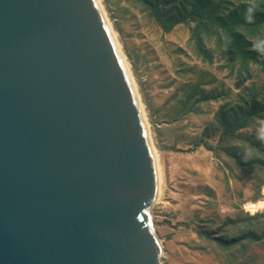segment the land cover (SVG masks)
Segmentation results:
<instances>
[{
	"label": "water",
	"instance_id": "1",
	"mask_svg": "<svg viewBox=\"0 0 264 264\" xmlns=\"http://www.w3.org/2000/svg\"><path fill=\"white\" fill-rule=\"evenodd\" d=\"M158 189L98 0H0V264H165Z\"/></svg>",
	"mask_w": 264,
	"mask_h": 264
},
{
	"label": "rangeland",
	"instance_id": "2",
	"mask_svg": "<svg viewBox=\"0 0 264 264\" xmlns=\"http://www.w3.org/2000/svg\"><path fill=\"white\" fill-rule=\"evenodd\" d=\"M100 2L136 83L162 170L152 215L165 264H264V239L226 248L208 237L239 238L264 228V171L239 168L226 152L228 143H261L256 137L264 120L228 137L215 119L251 82L262 97L264 72L255 65L248 73L229 67L215 35L203 36L209 52L200 54L191 22L165 32L133 0ZM246 214L263 218L258 223ZM237 217L238 224H225Z\"/></svg>",
	"mask_w": 264,
	"mask_h": 264
},
{
	"label": "trees",
	"instance_id": "3",
	"mask_svg": "<svg viewBox=\"0 0 264 264\" xmlns=\"http://www.w3.org/2000/svg\"><path fill=\"white\" fill-rule=\"evenodd\" d=\"M141 11L155 20L163 31L168 32L174 26L191 22V33L195 41L196 50L200 54L208 53L203 42L204 35H215L222 44L224 60L229 67H239L241 73H248L251 65H255L264 72V55L255 51L252 45L264 40V0H255L257 11L254 22L245 20V13L253 0H133ZM246 93L236 104L226 103L220 106L215 119L228 137L245 127L264 120V94L259 97L256 82L245 88ZM226 142V141H225ZM210 149V148H208ZM226 152L239 168L264 171V147L261 143L252 140L244 141L241 146L226 144ZM250 150L251 159L245 160L244 155ZM260 180V184H261ZM259 209L248 210L252 214ZM247 220H259L263 215L250 216ZM241 217L227 218L226 225H236ZM239 238L226 236L224 240L212 237L220 246L226 248L252 240V243L261 244L264 239V228L258 233L253 230L242 232Z\"/></svg>",
	"mask_w": 264,
	"mask_h": 264
},
{
	"label": "clouds",
	"instance_id": "4",
	"mask_svg": "<svg viewBox=\"0 0 264 264\" xmlns=\"http://www.w3.org/2000/svg\"><path fill=\"white\" fill-rule=\"evenodd\" d=\"M257 11V5L255 0L249 4L246 13H245V20L248 23L254 22L255 13ZM253 49L257 51L259 54L264 55V40H260L252 45ZM257 140L261 143H264V126L259 128V132L257 134ZM253 153L250 150H247L244 155V159L248 160L252 158ZM245 210H247V206H245Z\"/></svg>",
	"mask_w": 264,
	"mask_h": 264
},
{
	"label": "bare ground",
	"instance_id": "5",
	"mask_svg": "<svg viewBox=\"0 0 264 264\" xmlns=\"http://www.w3.org/2000/svg\"><path fill=\"white\" fill-rule=\"evenodd\" d=\"M98 2H99V4H100V6H101V9H102V11H103V14L105 15V19H106V21H107V23H108V25H109V27H110L112 33H113V36H114L115 41L117 42V45H118V48H119V43H118V41H117L116 34H115V32L113 31V29L111 28V26H110V24H109V21H108L107 15H106V13H105V11H104L102 5H101L100 0H98ZM119 50H120V48H119ZM120 52H121V50H120ZM121 55H122V58H123V60H124L125 66H126V68H127V71H128V73H129V76H130V78H131V80H132L133 86L135 87V90H136V92H137L136 83H135V81H134V79H133V76H132L131 71H130V69H129L128 63H127V61H126L124 55L122 54V52H121ZM137 94H138V92H137ZM138 97H139V94H138ZM139 100H140V98H139ZM141 108H142L143 118H144V121H145V124H146L147 130H148V132H149V136H150L149 124H148V122H147V119H146L145 112H144V110H143V106H142V104H141ZM150 140H151V146H152L153 154H154V156H155V160H156V164H157V172H158V179H159V189H158V197H157V199H158L159 196L161 195L162 191H163L162 170H161V166H160V164H159V160H158L157 152H156L155 147H154V145H153V143H152L151 136H150Z\"/></svg>",
	"mask_w": 264,
	"mask_h": 264
}]
</instances>
